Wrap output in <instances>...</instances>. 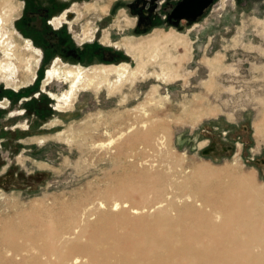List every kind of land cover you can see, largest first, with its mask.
<instances>
[{
    "label": "rangeland",
    "instance_id": "rangeland-1",
    "mask_svg": "<svg viewBox=\"0 0 264 264\" xmlns=\"http://www.w3.org/2000/svg\"><path fill=\"white\" fill-rule=\"evenodd\" d=\"M6 1L0 3V36L13 32L14 43L22 46L28 40L36 52L25 81L14 84L0 76V218L27 210L33 201H71L104 186L118 165L110 159L112 152H91L82 136L88 127H123L152 86L156 101L144 110L167 122L180 118L169 121V160H180L185 171L203 165L227 168L264 187V0H213L191 19L170 17L174 0ZM94 29L98 41L106 34L104 48L116 54L112 62L88 61L93 45L73 46V38L91 41ZM173 32L179 40L175 49L183 55L173 81L157 78V68L147 64L145 79L111 93L105 86L78 90L65 107L58 99L68 91L69 80L60 72L59 85L47 79L55 65L83 73L107 63L133 68L138 56L115 43L128 41L145 58L155 38ZM208 64L217 68L212 71ZM157 100L161 106H155ZM150 154L146 159L157 164L159 158Z\"/></svg>",
    "mask_w": 264,
    "mask_h": 264
},
{
    "label": "bare ground",
    "instance_id": "bare-ground-1",
    "mask_svg": "<svg viewBox=\"0 0 264 264\" xmlns=\"http://www.w3.org/2000/svg\"><path fill=\"white\" fill-rule=\"evenodd\" d=\"M12 34L0 36V76L20 84L32 75L36 50L28 40L22 46L14 43ZM175 35L155 38L145 58L128 41L115 43L113 47L123 45L138 56L133 68L124 62L107 63L83 73L55 65L46 72L47 79L59 85L60 72L69 80L68 91L58 99L65 107L78 90L105 86L111 93L145 79L147 64L157 68L153 72L157 78L173 81L183 59L175 49L179 42ZM102 43H108L106 34ZM156 92L152 86L123 127L113 124L116 118L111 116V129L88 127L81 137L91 152H112L110 159L118 166L104 186L71 201H33L27 210L0 218V264H264V187L227 168L203 165L185 171L180 160H169V121L180 118H166L167 122L144 110L156 101ZM125 100L126 96L120 99ZM155 106H161V101ZM150 153L159 158L157 164L151 157L146 159Z\"/></svg>",
    "mask_w": 264,
    "mask_h": 264
},
{
    "label": "crops",
    "instance_id": "crops-1",
    "mask_svg": "<svg viewBox=\"0 0 264 264\" xmlns=\"http://www.w3.org/2000/svg\"><path fill=\"white\" fill-rule=\"evenodd\" d=\"M101 17L97 18V21L100 20ZM93 39L91 40L89 38V40L91 41H81L80 37L77 38V40L73 38V41L74 43L72 42L73 46L75 47V49H81L84 47V46H90V45H93L94 47V50L91 51V50H88L89 53L87 54V57H88V61H94L93 59H96V61L98 62H102L103 59L105 56H108L109 60H111L110 62H112L113 60H115V57H116V54L115 52H113L112 50L109 52V48H104V47H107L108 45L107 44H103L101 41L102 38H104V34L102 36H100L99 38V41L96 40L95 36H96V29H94L93 31ZM92 38V37H91ZM101 40V41H100ZM92 43V44H91ZM106 45V46H105ZM111 47V46H110ZM86 57V56H85ZM210 67H211V70L213 71L215 68H217V66H212L211 64H208Z\"/></svg>",
    "mask_w": 264,
    "mask_h": 264
},
{
    "label": "flooded vegetation",
    "instance_id": "flooded-vegetation-1",
    "mask_svg": "<svg viewBox=\"0 0 264 264\" xmlns=\"http://www.w3.org/2000/svg\"><path fill=\"white\" fill-rule=\"evenodd\" d=\"M213 0H174L173 3H171V9L173 10L176 6L182 4V11L179 12L180 16H187L184 18H190L192 16H201L203 13V10L208 7ZM171 16V15H170ZM109 57L105 56L102 58L103 60H108Z\"/></svg>",
    "mask_w": 264,
    "mask_h": 264
},
{
    "label": "water",
    "instance_id": "water-1",
    "mask_svg": "<svg viewBox=\"0 0 264 264\" xmlns=\"http://www.w3.org/2000/svg\"><path fill=\"white\" fill-rule=\"evenodd\" d=\"M183 4V3H182ZM182 4L176 6L172 12H171V16L172 18H182V17H187V16H180L179 12L182 11ZM194 18V17H192Z\"/></svg>",
    "mask_w": 264,
    "mask_h": 264
},
{
    "label": "trees",
    "instance_id": "trees-1",
    "mask_svg": "<svg viewBox=\"0 0 264 264\" xmlns=\"http://www.w3.org/2000/svg\"><path fill=\"white\" fill-rule=\"evenodd\" d=\"M20 25H23V24L21 23ZM24 26H25V24H24ZM24 26H23V27H24ZM21 27H22V26H21ZM27 29H29V28L27 27Z\"/></svg>",
    "mask_w": 264,
    "mask_h": 264
}]
</instances>
